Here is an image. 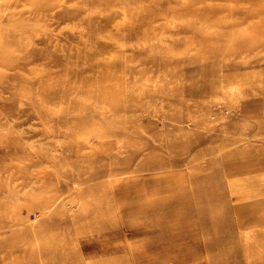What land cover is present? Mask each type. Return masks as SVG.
Returning a JSON list of instances; mask_svg holds the SVG:
<instances>
[{
    "label": "rangeland",
    "instance_id": "obj_1",
    "mask_svg": "<svg viewBox=\"0 0 264 264\" xmlns=\"http://www.w3.org/2000/svg\"><path fill=\"white\" fill-rule=\"evenodd\" d=\"M0 264H264V0H0Z\"/></svg>",
    "mask_w": 264,
    "mask_h": 264
},
{
    "label": "bare ground",
    "instance_id": "obj_2",
    "mask_svg": "<svg viewBox=\"0 0 264 264\" xmlns=\"http://www.w3.org/2000/svg\"><path fill=\"white\" fill-rule=\"evenodd\" d=\"M239 1H244V0H239ZM251 1H252V2H255V1H261V0H251ZM258 66H259V65H258ZM255 68H256V67H255ZM259 68H260V67H259ZM252 72H253V71H252ZM258 72H259V71H258ZM260 72H261V71H260ZM260 72H259V73H260ZM47 208H48V206H47ZM30 213H31V212H29V211L27 212L28 215H29ZM31 214H32V213H31Z\"/></svg>",
    "mask_w": 264,
    "mask_h": 264
}]
</instances>
